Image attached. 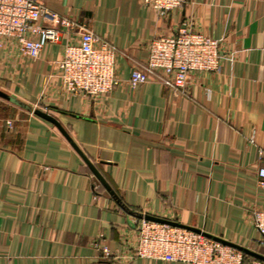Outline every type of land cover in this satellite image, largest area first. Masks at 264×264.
I'll list each match as a JSON object with an SVG mask.
<instances>
[{"label": "crops", "instance_id": "obj_1", "mask_svg": "<svg viewBox=\"0 0 264 264\" xmlns=\"http://www.w3.org/2000/svg\"><path fill=\"white\" fill-rule=\"evenodd\" d=\"M41 1L75 25L44 19L58 41L0 60V264H183L125 258L143 215L264 257V0H186L164 16L142 0ZM185 21L220 40V69L191 73L185 91L157 72L133 87L149 43ZM86 29L116 49L120 82L105 95L56 75Z\"/></svg>", "mask_w": 264, "mask_h": 264}, {"label": "built area", "instance_id": "obj_2", "mask_svg": "<svg viewBox=\"0 0 264 264\" xmlns=\"http://www.w3.org/2000/svg\"><path fill=\"white\" fill-rule=\"evenodd\" d=\"M142 1L162 16L186 2ZM44 19L58 21L68 28L75 25L69 18L52 13L41 0H0V60L7 48L36 59L47 43L58 41L59 31L45 25ZM100 42V35L86 29L78 41L64 45L56 75L67 91L95 97L109 93L119 84L116 49L105 42L99 48ZM220 66V40L185 21L176 34L160 35L149 43L146 62L132 69L129 82L135 87L147 82L151 72H157L165 83L185 91L191 73L217 71ZM258 175L259 185L264 188V165L259 167ZM254 216L264 243V209H257ZM96 246L106 258L115 254L104 239L96 242ZM125 258L183 264H264L258 258L245 262L243 250L202 229L152 220L144 215L138 221L134 249Z\"/></svg>", "mask_w": 264, "mask_h": 264}, {"label": "water", "instance_id": "obj_3", "mask_svg": "<svg viewBox=\"0 0 264 264\" xmlns=\"http://www.w3.org/2000/svg\"><path fill=\"white\" fill-rule=\"evenodd\" d=\"M37 113H41V114H43V115L46 116V117L52 118V116L49 115L48 113H44V112H40V111H37ZM145 217L148 218V219H152V220H158V221H164V222H170V223H173V224H178V223H175V222H171V221L164 220V219H159V218H156V217H151V216H148V215H145ZM178 225H179V224H178ZM196 230H199V229H196ZM208 235L213 236V237L217 238L218 240H221V241H223V242H225V243H227V244H230V245L236 246V247L240 248L241 250H243L244 252L247 251V249H245L244 247H242V246H240V245H238V244H236V243H233V242H231V241L225 240V239H223V238H221V237H218V236L212 235V234H210V233H208ZM259 259L264 260V257H261V258H259Z\"/></svg>", "mask_w": 264, "mask_h": 264}, {"label": "trees", "instance_id": "obj_4", "mask_svg": "<svg viewBox=\"0 0 264 264\" xmlns=\"http://www.w3.org/2000/svg\"><path fill=\"white\" fill-rule=\"evenodd\" d=\"M248 260H249V259H247L246 254H245V262L248 261Z\"/></svg>", "mask_w": 264, "mask_h": 264}]
</instances>
